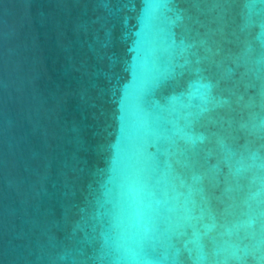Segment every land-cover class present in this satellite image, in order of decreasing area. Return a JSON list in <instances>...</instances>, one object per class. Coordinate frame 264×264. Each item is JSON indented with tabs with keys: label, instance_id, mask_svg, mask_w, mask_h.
Segmentation results:
<instances>
[{
	"label": "water",
	"instance_id": "95a60500",
	"mask_svg": "<svg viewBox=\"0 0 264 264\" xmlns=\"http://www.w3.org/2000/svg\"><path fill=\"white\" fill-rule=\"evenodd\" d=\"M0 264H264V0H0Z\"/></svg>",
	"mask_w": 264,
	"mask_h": 264
}]
</instances>
